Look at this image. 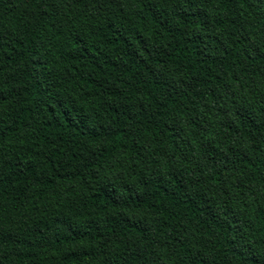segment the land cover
<instances>
[{"label": "trees", "instance_id": "16d2710c", "mask_svg": "<svg viewBox=\"0 0 264 264\" xmlns=\"http://www.w3.org/2000/svg\"><path fill=\"white\" fill-rule=\"evenodd\" d=\"M0 264H264V0H0Z\"/></svg>", "mask_w": 264, "mask_h": 264}]
</instances>
